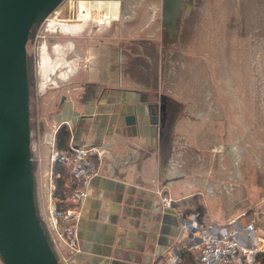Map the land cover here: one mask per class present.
Returning <instances> with one entry per match:
<instances>
[{"label":"rangeland","instance_id":"1","mask_svg":"<svg viewBox=\"0 0 264 264\" xmlns=\"http://www.w3.org/2000/svg\"><path fill=\"white\" fill-rule=\"evenodd\" d=\"M103 1L64 0L27 42V54L34 65L30 125L40 218L46 223L49 216L52 144L55 148V135L66 125L57 123L56 117L71 107L81 111L83 95L91 89L88 83L97 92L104 85L93 80V73L107 74L103 68L110 63L119 77L115 83L126 87L134 84L137 89L149 85L177 102V118L169 133L170 150L188 178L206 181L200 188L203 194L189 200L190 210L194 203H201L217 222L249 211L262 218L264 0H206L202 19L196 22L193 13L188 21L187 37L179 34V22L169 43L162 42V0H111L120 3L117 9ZM91 8L101 11L92 12ZM58 19L81 23L84 29L80 28L81 33L73 27L63 31ZM216 20L230 35L234 32V41H208ZM199 31L204 40L197 43ZM83 46L91 59L86 58ZM152 98L156 99L155 92ZM205 184L213 185L212 195Z\"/></svg>","mask_w":264,"mask_h":264},{"label":"crops","instance_id":"2","mask_svg":"<svg viewBox=\"0 0 264 264\" xmlns=\"http://www.w3.org/2000/svg\"><path fill=\"white\" fill-rule=\"evenodd\" d=\"M103 2L114 4L115 9L120 4ZM119 12H114V18ZM81 27L74 26V32L81 33L84 29ZM85 48L86 58L91 59ZM112 68L110 63L103 68L107 74L93 73L96 77L93 80L104 85L97 92L88 83L92 91L82 99L81 111L71 107L56 117L57 123L66 124L73 144L96 145L104 150L98 175L91 179L80 209L77 223L80 252L69 256L60 243L58 252L65 257L63 264H162L164 255L179 249L183 241L178 213L192 211L191 198L203 194L200 188L206 181L187 177L179 159L174 160L170 136L163 141L149 123L143 91L134 88V84L126 87L115 83L119 77H115L117 71ZM130 116L134 123L127 120ZM205 185L208 195H212L213 185ZM158 191L175 200L174 209L161 208ZM201 205L204 223L225 224L236 217L214 221ZM243 213L254 216L261 226L256 224L258 230H264V216L259 219L256 211ZM191 259L189 255L184 257L186 262Z\"/></svg>","mask_w":264,"mask_h":264},{"label":"water","instance_id":"3","mask_svg":"<svg viewBox=\"0 0 264 264\" xmlns=\"http://www.w3.org/2000/svg\"><path fill=\"white\" fill-rule=\"evenodd\" d=\"M64 0H0V261L63 264L38 214L30 96L32 33ZM181 0H162L163 25L174 32ZM127 120L134 123L130 116ZM153 122V121H152ZM157 123V122H156Z\"/></svg>","mask_w":264,"mask_h":264},{"label":"built area","instance_id":"4","mask_svg":"<svg viewBox=\"0 0 264 264\" xmlns=\"http://www.w3.org/2000/svg\"><path fill=\"white\" fill-rule=\"evenodd\" d=\"M103 151L101 146L75 145L72 138L64 151L52 144L50 161L65 166L71 185L65 208H58L55 203L53 183L47 190L49 216L45 224L62 263L65 257L59 255L58 243L65 246L69 256L80 252L77 233L80 209L91 179L98 175ZM158 193L161 208L174 209L175 200L167 193ZM178 222L183 241L179 249L164 255L162 264H264V233L258 230L254 216L242 213L225 224H214L204 223L197 213L188 211L178 213ZM186 255L192 257L189 262L184 260Z\"/></svg>","mask_w":264,"mask_h":264},{"label":"flooded vegetation","instance_id":"5","mask_svg":"<svg viewBox=\"0 0 264 264\" xmlns=\"http://www.w3.org/2000/svg\"><path fill=\"white\" fill-rule=\"evenodd\" d=\"M204 1H206V0H181V7H180L179 16H178V19L176 22L174 32H172L171 34L168 31V25H165V26L163 25L162 16H161V28L160 29H161V33H163L165 35V37L162 39V42L163 43H167V42L169 43V41L174 38V36L177 32L179 22H180L179 34H181L184 38H185V35L187 37V33H188L187 24L189 23L188 21L192 17L193 13H194L196 22L199 21L200 19H202L201 12L203 11ZM214 1L218 2V0H214ZM90 5H91V3H89V6ZM93 9H95V8H93ZM93 9L91 8L92 12L93 11H101V10H98L97 8L95 10H93ZM214 11L216 12L215 17L218 18V16H217L218 10L215 9ZM101 18H103V17H101ZM215 23H216L215 25L211 26L212 28H214V31H212L211 27H210V31H209L210 35H207L208 41L213 42L215 39H217V41L221 40V41L227 42L228 39H230V40L234 39V32H233V36H232L229 34V31L225 27H223V24L219 20H216ZM199 25H201V24H199ZM242 25H243V27L245 26L244 21H242ZM215 26H217V29ZM219 27H221V30L218 32ZM197 28L198 27H196V31H197ZM232 28H234V26H232ZM262 32L264 33V29ZM225 33H226V35H224ZM195 36H196L195 38H196L197 43H199V41L203 42L204 33L199 31V33L196 34ZM212 47H214V46H212ZM214 50H215V47H214ZM138 89L143 91L141 93V95H142V98L147 103L146 111H147L149 123L153 126L154 131L158 133L160 138L163 139V141H166L167 139H169L168 136H169V133L171 131V127L174 124L173 120H176V118H177V116H176L177 111H178L177 102L174 99H171V97L167 94L158 93L156 88L154 90L151 89V87L149 85H146L143 87H138ZM91 91L92 90H90V91L87 90L85 95H87ZM153 92H155V98L156 99L152 98ZM85 95H83V98Z\"/></svg>","mask_w":264,"mask_h":264},{"label":"trees","instance_id":"6","mask_svg":"<svg viewBox=\"0 0 264 264\" xmlns=\"http://www.w3.org/2000/svg\"><path fill=\"white\" fill-rule=\"evenodd\" d=\"M71 134L67 129L66 125H61L59 130L55 135V148L59 151H64L68 148V143L70 140ZM52 183L54 186L53 197L55 198V203L58 208H65L67 206L66 197L71 191V185L68 182V173L65 166L55 161L52 165ZM193 212L197 213L200 221L203 217L204 208L201 204L194 203Z\"/></svg>","mask_w":264,"mask_h":264},{"label":"bare ground","instance_id":"7","mask_svg":"<svg viewBox=\"0 0 264 264\" xmlns=\"http://www.w3.org/2000/svg\"><path fill=\"white\" fill-rule=\"evenodd\" d=\"M58 21H59V27H61V29L63 31H66V32L67 31L69 32V30H71L72 27H74V26L81 25V23L80 24H76V23L69 24V23H66V22H62V19H58ZM43 51H45L44 48H43Z\"/></svg>","mask_w":264,"mask_h":264}]
</instances>
